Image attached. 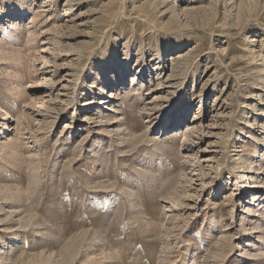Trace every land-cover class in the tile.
<instances>
[{"label": "rangeland", "instance_id": "374dc122", "mask_svg": "<svg viewBox=\"0 0 264 264\" xmlns=\"http://www.w3.org/2000/svg\"><path fill=\"white\" fill-rule=\"evenodd\" d=\"M0 264H264V0H0Z\"/></svg>", "mask_w": 264, "mask_h": 264}]
</instances>
